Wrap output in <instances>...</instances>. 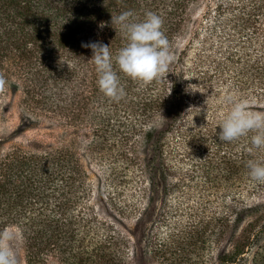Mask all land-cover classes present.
<instances>
[{"label": "trees", "instance_id": "1", "mask_svg": "<svg viewBox=\"0 0 264 264\" xmlns=\"http://www.w3.org/2000/svg\"><path fill=\"white\" fill-rule=\"evenodd\" d=\"M204 5L202 23L192 34ZM129 10L136 20L147 11L162 17L174 61L165 78L146 85L118 71L125 95L115 101L100 91L92 50L82 42L108 44L116 67L114 58L127 39L111 20ZM102 22L107 26L100 28ZM185 34L191 37L183 45ZM215 48L224 55L216 70L224 75L226 68H218L224 63L239 76L235 95L264 111V0H0V73L7 80L0 107L8 91H18L26 116L59 130L53 139L12 143L0 154V232L20 233L27 264H49L52 258L120 264L118 245L133 244V236L167 264L186 249L197 250L196 264H264V200H243L235 189L243 184L252 195L264 190L246 166L264 160V151L252 148L251 133L232 142L218 138L220 121L211 120L215 105L204 88L213 69L208 62L200 68L204 57L198 61ZM250 48L254 61L246 58L237 70L235 63ZM249 77L257 80L254 89ZM190 84L200 91L188 90ZM132 166L143 192L140 202L127 205L116 190L135 179L125 176ZM101 178L112 210H139L134 235L103 219L92 202ZM195 180L214 189L205 196L218 192L216 197H204L206 205L191 210L181 228L176 223L170 233L159 232L180 210L170 207L171 198ZM214 200L219 210L207 205ZM245 223L244 234L238 233ZM212 239L215 246H229L205 259Z\"/></svg>", "mask_w": 264, "mask_h": 264}, {"label": "rangeland", "instance_id": "2", "mask_svg": "<svg viewBox=\"0 0 264 264\" xmlns=\"http://www.w3.org/2000/svg\"><path fill=\"white\" fill-rule=\"evenodd\" d=\"M206 9H207V5H204L202 9L195 15V21L191 26L192 34L201 25L202 17ZM190 37H191L190 34L189 35L185 34V37L181 38V42H183V45L188 43ZM252 49L253 48H250V50L248 51L249 53L246 52L248 55L243 56L241 62L235 63L238 65L237 70H239L241 65L247 63L246 58L252 56L253 58L252 60L254 61L256 54L252 53ZM198 51H199V47L197 50H194V60L197 57ZM212 52H213L212 54L206 52L205 54H202V56L201 55L198 56L199 59L198 61H200L201 57H204L202 60L203 64L200 63V68L205 70V68L207 67L206 62H208V65H210V67L213 69V72H209L208 74V79L211 80L208 82L206 86L204 84L203 85L205 91H207V94L210 97L209 99H212L213 100L212 104L215 105L214 108L215 112L212 113L211 120H213L216 123L221 121L223 115L228 111L226 108L227 104L225 98L228 95L237 93L236 92L238 88L237 80H239V76H237L236 71L231 70V72H229L228 71L229 67L225 66L224 63H220V66L218 67V68H222V67L226 68L225 74L221 75L219 69L216 70V65L219 64L220 62L219 59L223 55V54L221 55L223 51L220 52L218 48H215L214 50L212 49ZM250 53H252L253 55ZM249 78L250 79L248 83L250 84V88L254 89V86H258L257 80L252 81L251 77ZM205 79L206 78L204 74L202 80ZM249 90L250 89H247L245 93H248ZM19 98H20L19 92L14 90L8 91L3 98L2 105L0 107V154L4 150V148H6L9 144L26 142V140L33 138L50 140L53 139L54 137H57V135L59 134V130L57 128L50 127L49 124H47V122L42 121L41 123H39L31 119L30 117L26 116V114L22 111V109L18 105ZM222 104L224 106H221ZM237 148L239 147L237 146ZM237 148L235 147V149ZM222 153L223 151L221 150L218 154H216V157L218 158ZM206 154L207 152L204 153V155ZM228 154L230 155L231 151H229ZM233 156H236L235 152ZM128 169L129 170L125 171L126 174L125 176H127L126 180L129 179L131 176H135L134 177L135 179L129 182H123L116 190V196L118 198L120 197L121 200L120 202L125 201V204L127 205H131L132 201H135L137 204L138 202H140L139 200L143 192L142 182L140 181L141 175L139 171L135 169L133 166ZM204 183L205 182L202 181L197 182L196 180L191 181L190 186H185L183 191L174 194V196L171 198L170 201V207L175 208V206L179 205L180 210L178 212L174 211V214H170V217H168L169 220L171 221L170 224L169 225H167V223L162 224V226L159 229V232L164 231L170 233L172 230H174L173 226L176 223L178 224L177 229L181 228V225L185 224V222L189 219V212L196 208H200L198 206H201L199 204L202 202L204 197L208 199H214L216 197L218 192L215 194L211 193L210 195L205 196L214 189L207 188V185ZM235 189L237 191V194L241 196L243 200H246L248 198L264 200V190L260 193L256 192L255 194L252 195L250 191H248V189H245V186L243 184L238 185L237 187H235ZM94 190H95L94 192L95 195L92 202L95 203L96 208L103 217V219H108L113 221L128 236L129 233L130 234L132 233L134 235L137 231V229L135 230V228L137 227L135 220L137 221L136 218L139 215L138 214L139 210L135 208V205L133 207L132 213L128 214L129 216L123 215L122 213L119 214L116 211L112 210V207L105 201V193L102 196L103 194L102 190L106 191L103 179L101 182L95 181ZM108 190L113 192V194L115 195L114 193L115 189L113 187L112 188L110 187V189ZM98 192H100V195ZM204 204L206 205V202ZM207 205L210 206V208H212L213 210L220 209L219 200L216 201L214 200L213 202H207ZM200 209H202V207ZM241 227L242 229H239L238 233L244 234L243 228L244 227L248 228L247 223H245ZM6 231L12 233L13 235L12 247L16 254L18 264H27L25 257L27 251L25 246L23 247L21 243L20 233L14 228H7ZM132 241L133 244L131 242L126 244L125 242L118 245V247L121 248V255H119V259H122V262L120 264H167L166 261H164V259L153 257L150 253L151 248H149V246H145L144 243L135 236H133ZM221 243L219 247L217 245L215 246L216 242L212 239L210 244L206 245V249L202 253L203 257L205 259H213L216 252H218L221 249L224 250L228 248L229 246L228 242L226 243L223 242L222 244ZM176 247L180 249L178 245H176ZM132 249H134V252L132 251ZM196 252H197L196 249L195 251L186 249L185 251L182 250L181 252L179 251V253H176L174 259L172 256L171 258L173 259L174 264H196L194 263V260L199 259L196 257ZM170 253L171 252H168L167 255ZM77 257H79V255ZM75 260H76L74 261L75 264H82V261L79 260L78 258H76ZM106 260L107 259H104L103 261ZM83 261L84 264H94L92 263L93 261L91 260L83 259ZM49 264H64V262L59 258H52V261H50ZM67 264H73V263L72 261H70L67 262ZM105 264H112V261L107 260Z\"/></svg>", "mask_w": 264, "mask_h": 264}, {"label": "clouds", "instance_id": "3", "mask_svg": "<svg viewBox=\"0 0 264 264\" xmlns=\"http://www.w3.org/2000/svg\"><path fill=\"white\" fill-rule=\"evenodd\" d=\"M111 25H119L127 39V43L118 50L114 58L116 67L108 44L102 41L82 42V47L92 50L90 60L96 66L100 91L106 97L119 101L125 95V89L118 71L133 81L146 85L168 75L174 55L169 39L162 30L163 19L155 12L147 11L142 20H136L131 10L124 11L118 16H112ZM105 26L106 22H102L99 27ZM6 85L4 74L0 73V92L5 90ZM192 85L188 86V90L193 93L200 91ZM225 99L230 107L218 124L219 140L232 142L251 133L252 148L264 151V111L255 110L256 106L249 99L239 98L235 94L228 95ZM198 109L200 112L201 109ZM246 166L253 180L264 183V160H249ZM12 240V233L0 232V264H18Z\"/></svg>", "mask_w": 264, "mask_h": 264}]
</instances>
